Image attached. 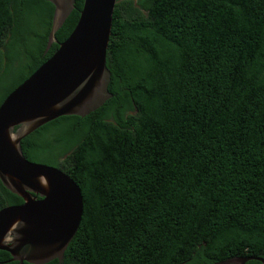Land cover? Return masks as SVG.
<instances>
[{"label": "trees", "instance_id": "obj_1", "mask_svg": "<svg viewBox=\"0 0 264 264\" xmlns=\"http://www.w3.org/2000/svg\"><path fill=\"white\" fill-rule=\"evenodd\" d=\"M83 2L45 54L54 6L0 0V90L12 82L0 106L68 39ZM107 67L103 107L21 142L82 191L64 264L264 259V0H118ZM22 203L0 182V210Z\"/></svg>", "mask_w": 264, "mask_h": 264}, {"label": "water", "instance_id": "obj_2", "mask_svg": "<svg viewBox=\"0 0 264 264\" xmlns=\"http://www.w3.org/2000/svg\"><path fill=\"white\" fill-rule=\"evenodd\" d=\"M54 6L48 53L76 0H48ZM118 0H84L71 35L0 106V182L23 203L0 210V251L18 264L63 262L84 213L80 187L64 171L34 163L21 142L62 117L85 118L113 97L107 67L113 15ZM260 257L217 264H247ZM3 264V263H0Z\"/></svg>", "mask_w": 264, "mask_h": 264}, {"label": "rangeland", "instance_id": "obj_3", "mask_svg": "<svg viewBox=\"0 0 264 264\" xmlns=\"http://www.w3.org/2000/svg\"><path fill=\"white\" fill-rule=\"evenodd\" d=\"M136 5L139 3V0H132ZM6 75V74H5ZM12 82H8V83H4L3 86H2V89L0 90V93L1 91L3 90V92L1 93V95L8 89L10 88Z\"/></svg>", "mask_w": 264, "mask_h": 264}, {"label": "flooded vegetation", "instance_id": "obj_4", "mask_svg": "<svg viewBox=\"0 0 264 264\" xmlns=\"http://www.w3.org/2000/svg\"><path fill=\"white\" fill-rule=\"evenodd\" d=\"M55 262V264H60V262H58V261H53V263ZM64 262H65V256H64V258H63V262H62V264H64Z\"/></svg>", "mask_w": 264, "mask_h": 264}]
</instances>
